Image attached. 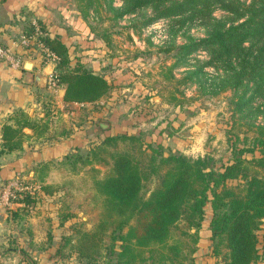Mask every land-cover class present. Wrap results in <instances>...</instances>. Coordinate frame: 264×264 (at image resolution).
Instances as JSON below:
<instances>
[{
	"label": "trees",
	"instance_id": "trees-1",
	"mask_svg": "<svg viewBox=\"0 0 264 264\" xmlns=\"http://www.w3.org/2000/svg\"><path fill=\"white\" fill-rule=\"evenodd\" d=\"M105 1L115 17L140 15L142 25L163 18H172L170 26L201 24L205 35L186 38L178 46V58L184 61L204 52L206 59H194V69L181 81L195 77L207 83L210 93L233 91L234 107L239 112L253 99H261L264 105V0H121L119 8L112 7L111 0ZM80 2L84 5L79 11L85 16L92 0ZM216 8L227 12V20L211 15ZM35 21L42 34L36 33L30 22L22 33L35 38L32 46L39 42L55 56L53 78L57 85H64L63 101L92 104L106 96L111 89L106 78L81 64L71 66L65 44L58 36L45 32L40 20ZM204 67L212 69L210 76H206ZM43 115L44 118L32 119L24 110H15L8 118L11 123L1 127V151H19L26 138L42 137L48 129L49 114ZM23 127L30 128L32 135L23 133ZM118 141L135 143L137 139L127 134L105 138L90 150L92 160L81 161L86 169L79 171L81 175L67 170L69 174L62 173L50 183L17 176L37 188L22 193L14 203L25 205L40 193H65L75 181L68 177H75L77 189L84 186L82 192L91 191L99 201L100 219L87 238L99 236L111 225L109 248L119 242L116 256L120 263L146 262L145 252H152L156 258L149 256V262L143 264H193L204 207L209 202L213 256H221L224 264H251L257 260L256 231L264 218V157L247 159L244 154L251 150L232 143L231 160L218 169L209 166L204 158L172 154L160 156L157 162L152 154L147 165L142 166L128 150L115 149ZM99 153L103 156H97ZM80 159V154H68L60 161L40 164L37 170L41 177L62 168L73 170ZM92 162L106 166L101 172ZM154 179L156 186L144 196L146 183ZM231 180L237 183L229 185ZM261 237L264 246V231ZM88 244L86 255L98 253L96 242ZM78 251L85 252L81 248Z\"/></svg>",
	"mask_w": 264,
	"mask_h": 264
},
{
	"label": "rangeland",
	"instance_id": "rangeland-1",
	"mask_svg": "<svg viewBox=\"0 0 264 264\" xmlns=\"http://www.w3.org/2000/svg\"><path fill=\"white\" fill-rule=\"evenodd\" d=\"M42 1L49 2L44 8V14L48 16L43 15L42 20L32 15L31 9H23L21 30L27 22L32 24L34 21L37 25L35 20H40L45 32L58 36L65 44L71 66L81 64L105 77L111 85L109 93L97 102L79 106L81 115L93 118L87 123L89 127L81 131L78 145L68 153L80 154L81 159L73 170L62 168L51 174L53 179L62 173L65 175L67 170L81 175L79 171L86 170L81 161L93 159L90 150L105 138L121 134L134 136L137 142L118 141L115 149L128 150L142 166L147 165L152 154L156 162L160 156L172 154L191 159L204 158L209 166L218 169L231 160L232 143L251 150L244 154L247 159L264 157V143L260 145L258 142L264 141L261 99L251 100L239 112L234 107L233 91L210 93L207 83L195 77L181 81L194 69V59H206L204 52H197L184 61L178 58V46L186 38L205 35L201 24L170 26L172 18H163L142 25L140 15L115 17L114 12L107 9L105 0H92L85 16L79 11L84 5L80 0ZM121 5V0H111L112 7ZM211 15L217 20H227L228 16L220 8L212 10ZM204 71L206 76L212 73L209 67H204ZM45 94L44 99L48 100L46 105L42 102L40 108L54 116L49 103L55 98L52 94ZM63 119L62 116L53 118L52 129L61 125L66 132L70 123ZM94 164L101 172L106 166ZM68 178L75 181L72 187L69 184L71 189L65 193H40L25 205L7 207L0 203V264H123L116 256L119 242L109 248L111 225L99 236L87 238L100 219L99 201L93 198L91 191L82 192L84 186L77 189V178ZM227 183L235 185L237 181ZM155 186V179L147 182L144 196ZM211 216L208 202L204 207L198 243L211 242L208 230ZM262 219L256 231L259 257L251 264H264ZM88 242L99 245L96 246L98 253L86 255V248L90 246ZM80 248L85 252L80 253ZM195 253L193 264H196ZM144 255L147 263L149 256L153 259L157 256L152 252ZM210 256L213 264H224L221 256H213L211 248Z\"/></svg>",
	"mask_w": 264,
	"mask_h": 264
},
{
	"label": "crops",
	"instance_id": "crops-1",
	"mask_svg": "<svg viewBox=\"0 0 264 264\" xmlns=\"http://www.w3.org/2000/svg\"><path fill=\"white\" fill-rule=\"evenodd\" d=\"M48 5V1L43 2L42 0H0V46L10 48L21 60V66L18 68H12L0 62V187L5 181L17 176L33 178L38 183H50L53 179L51 174L55 172H49L48 175L41 177L37 168L47 161H60L73 151L78 145L81 131L89 127L87 123L90 119L93 120L90 116L81 115L79 107L81 104L63 101L64 85L52 87L47 83L48 77L54 71L52 62L42 63L36 54L24 52L17 45L18 37L22 33L23 9H31L32 15L43 20L42 17L46 15L44 8ZM26 62L31 63L27 72L30 77L29 83L22 81L23 66ZM35 77L38 78L37 82H35ZM45 93L52 94L55 98V100L50 99L52 102L49 104L54 116L46 117L48 119L46 133L40 138L31 136L26 138L19 151L2 152V125L10 124L8 118L18 109L24 110L32 119L44 118V111L42 112L40 107L42 102L46 105V100H48L44 99ZM60 116L64 118L63 121L68 120L70 123L66 127V132L62 130L61 125L53 129L51 127L54 122L53 118L58 117L59 119ZM22 132L32 135V130L28 127H23ZM210 244L211 242L198 243L195 253L196 264H213Z\"/></svg>",
	"mask_w": 264,
	"mask_h": 264
},
{
	"label": "built area",
	"instance_id": "built-area-1",
	"mask_svg": "<svg viewBox=\"0 0 264 264\" xmlns=\"http://www.w3.org/2000/svg\"><path fill=\"white\" fill-rule=\"evenodd\" d=\"M33 29L36 33H39L35 22L32 21ZM35 41L34 37H26L23 33L20 34L17 40V45L27 53L36 54L39 60L42 63L55 62V56L48 51L47 48L43 47L39 42H36L34 46H32ZM40 56L43 59L40 58ZM0 62H3L9 65L12 68H18L21 66V60L18 56H16L10 48L0 46ZM47 83L50 86L57 85L53 78V72L48 77ZM37 188L36 185L28 182H24L22 179L17 177L9 180L6 184L1 185L0 187V203L3 206L10 207L14 203V200L22 193H31L33 189Z\"/></svg>",
	"mask_w": 264,
	"mask_h": 264
},
{
	"label": "water",
	"instance_id": "water-1",
	"mask_svg": "<svg viewBox=\"0 0 264 264\" xmlns=\"http://www.w3.org/2000/svg\"><path fill=\"white\" fill-rule=\"evenodd\" d=\"M31 63L30 62H26L23 66V70H24V74L22 76V81L25 83H29L30 82V77L28 75V70L30 69ZM38 78L35 77V82H37ZM2 219V215L0 214V220ZM263 220V219H262Z\"/></svg>",
	"mask_w": 264,
	"mask_h": 264
}]
</instances>
